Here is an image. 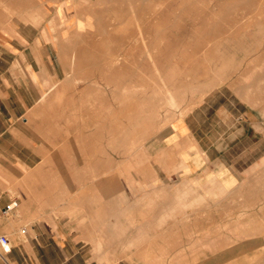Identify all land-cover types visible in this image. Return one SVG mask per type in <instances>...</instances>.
Returning <instances> with one entry per match:
<instances>
[{
  "label": "crops",
  "instance_id": "crops-1",
  "mask_svg": "<svg viewBox=\"0 0 264 264\" xmlns=\"http://www.w3.org/2000/svg\"><path fill=\"white\" fill-rule=\"evenodd\" d=\"M69 1L0 0V264H264V101L177 120L165 171L116 158L94 87L66 85Z\"/></svg>",
  "mask_w": 264,
  "mask_h": 264
},
{
  "label": "rangeland",
  "instance_id": "rangeland-1",
  "mask_svg": "<svg viewBox=\"0 0 264 264\" xmlns=\"http://www.w3.org/2000/svg\"><path fill=\"white\" fill-rule=\"evenodd\" d=\"M73 7L88 25L70 44L66 85L94 87L96 126L112 124L116 158L142 150L143 158H163L165 171L163 160L179 155L168 138L177 120L217 113L237 96L262 106L264 0H80Z\"/></svg>",
  "mask_w": 264,
  "mask_h": 264
},
{
  "label": "built area",
  "instance_id": "built-area-1",
  "mask_svg": "<svg viewBox=\"0 0 264 264\" xmlns=\"http://www.w3.org/2000/svg\"><path fill=\"white\" fill-rule=\"evenodd\" d=\"M18 204H19L18 199L12 200L6 205L4 212L9 213V212L14 211L17 208ZM11 249H12V245H11L9 238L6 236H1L0 237V252L2 254H6V253H9Z\"/></svg>",
  "mask_w": 264,
  "mask_h": 264
}]
</instances>
